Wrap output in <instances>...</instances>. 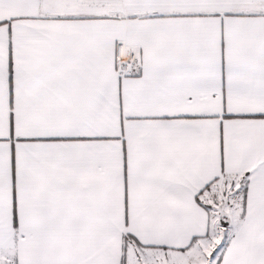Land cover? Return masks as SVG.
<instances>
[{
    "label": "snow or ice",
    "instance_id": "obj_1",
    "mask_svg": "<svg viewBox=\"0 0 264 264\" xmlns=\"http://www.w3.org/2000/svg\"><path fill=\"white\" fill-rule=\"evenodd\" d=\"M0 264H264V0H0Z\"/></svg>",
    "mask_w": 264,
    "mask_h": 264
}]
</instances>
